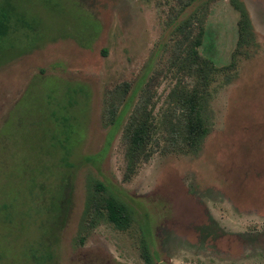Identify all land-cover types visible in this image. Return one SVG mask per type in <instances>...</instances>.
<instances>
[{"label":"rangeland","instance_id":"1","mask_svg":"<svg viewBox=\"0 0 264 264\" xmlns=\"http://www.w3.org/2000/svg\"><path fill=\"white\" fill-rule=\"evenodd\" d=\"M186 1H17L46 32L11 34L16 55L0 66V264H145L144 241L164 264H264V0H236L254 33L246 55L231 0ZM198 37L217 71L206 88L190 67ZM192 92L208 130L196 150L171 125ZM129 99L108 144L112 106L118 117ZM142 108L151 157L125 178L122 136ZM98 182L132 209L128 230L88 211Z\"/></svg>","mask_w":264,"mask_h":264},{"label":"trees","instance_id":"2","mask_svg":"<svg viewBox=\"0 0 264 264\" xmlns=\"http://www.w3.org/2000/svg\"><path fill=\"white\" fill-rule=\"evenodd\" d=\"M17 1L18 0H0V66L7 63L12 59L13 56L16 55V53L13 55L15 46L8 40L11 34H23L26 39H31L33 37V40H39L37 37L41 35L40 33L46 32V30H43L42 27L44 26L41 24V22L35 16H29L27 10L24 7L25 5H19ZM198 1L200 0H187L185 2V6H191L193 3ZM60 2L63 3V0H60ZM231 2L234 4L235 9L240 15L236 52L240 53L241 55H246L248 54V50L254 45V33L252 25L244 5L242 3L236 2V0H231ZM70 5L72 6V3ZM77 7L78 8L73 6V8H70L72 10H79L84 14L87 13L85 8L82 9L79 6ZM50 11L52 12V10ZM84 19L85 23H81L82 26L85 25L90 27L92 32H95L96 29H98V26L94 21L91 22V20L86 18L85 15ZM66 22L67 21H62L63 24ZM197 22L199 24L203 23L201 19ZM188 23L190 26H192L193 21L191 18L189 19ZM86 45V47H88V44ZM200 45L201 37H198L191 45L190 57L192 63L190 67L193 65L195 66L196 64L198 65L197 77L199 79V84L201 87L206 88L211 82L212 78H214V76L217 74V71L215 68H213L214 72L210 73L208 71V67H212L210 63L199 58L196 49ZM126 91V84H124L123 87H118L113 93V97L115 99L114 101L120 103L124 98ZM74 97V95H67L66 104L72 105L73 103L71 100H74ZM199 100L200 96L195 95L194 92L188 94V96L185 94L182 98L180 97L181 103L187 105L188 107V114L183 115L182 119H178L177 121L171 123L173 130L172 134L176 136L177 139L181 138L180 143L182 144L189 145L193 142L195 145V148H193L194 150L197 149L198 143L201 142L208 133L204 121L200 117L201 113L197 104ZM130 104L131 99L126 102L123 111L120 112L118 117L115 116L118 105L114 103V106H112L110 114V128L112 131L109 135L108 144L113 139V136L118 129V121L129 109ZM54 115L55 114H53V116ZM61 118H63V116ZM63 121L67 122V118L64 117ZM64 129L65 130L62 131V134H64L65 137L58 146L59 148L60 146L66 148V150L69 151L68 149L70 147L67 148L66 144L69 143L71 139L70 134L73 131V124L68 123L64 125ZM154 133L155 129L149 121V116L146 113L145 108H142L141 110L135 109L128 119L122 136L127 144L125 158V178H127L130 173H133L140 163L146 162L150 159L151 154L147 152V146L151 142ZM55 144H57V137L52 136V146H57ZM94 188L95 190L91 195V199H89L88 211L93 210L94 214H98L99 218H103L119 231L128 230L133 222V211L130 206L115 196L104 183L98 182ZM62 204V201L60 204L57 202V218L60 217L61 213H64L65 216V209ZM92 206H94V208ZM141 255L145 264H164L158 253L156 251H151L146 241H144L142 244Z\"/></svg>","mask_w":264,"mask_h":264}]
</instances>
